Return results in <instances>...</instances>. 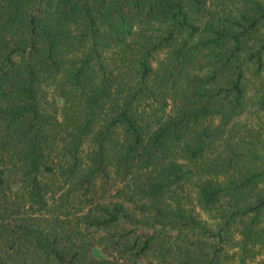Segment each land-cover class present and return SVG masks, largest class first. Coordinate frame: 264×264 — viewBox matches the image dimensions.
Segmentation results:
<instances>
[{"label": "trees", "instance_id": "trees-1", "mask_svg": "<svg viewBox=\"0 0 264 264\" xmlns=\"http://www.w3.org/2000/svg\"><path fill=\"white\" fill-rule=\"evenodd\" d=\"M0 264H264V0H0Z\"/></svg>", "mask_w": 264, "mask_h": 264}, {"label": "rangeland", "instance_id": "rangeland-1", "mask_svg": "<svg viewBox=\"0 0 264 264\" xmlns=\"http://www.w3.org/2000/svg\"><path fill=\"white\" fill-rule=\"evenodd\" d=\"M255 120V119H254ZM252 126H255V124L254 123H250L249 125H248V127H252ZM236 131V130H235ZM246 132V129L245 128H241L240 130H238V132L236 131V133L238 134V135H242V134H244ZM203 216L204 217H206V215L205 214H203ZM232 251V250H231Z\"/></svg>", "mask_w": 264, "mask_h": 264}]
</instances>
